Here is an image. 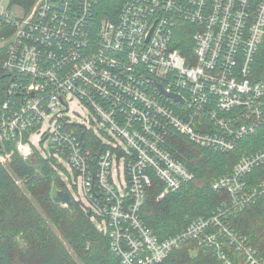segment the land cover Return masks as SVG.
I'll return each instance as SVG.
<instances>
[{
  "label": "built area",
  "instance_id": "built-area-1",
  "mask_svg": "<svg viewBox=\"0 0 264 264\" xmlns=\"http://www.w3.org/2000/svg\"><path fill=\"white\" fill-rule=\"evenodd\" d=\"M97 3L0 9V163L14 154L47 161L120 264H160L186 243L224 264H233L230 250L264 264L231 224L264 197V179L247 181L264 166V147L212 181L227 199L209 218L160 241L140 216L152 179L163 196L195 178L171 139L229 154L264 125V81L252 75L264 0H122L94 34L87 16ZM181 24L193 30L175 34Z\"/></svg>",
  "mask_w": 264,
  "mask_h": 264
},
{
  "label": "trees",
  "instance_id": "trees-1",
  "mask_svg": "<svg viewBox=\"0 0 264 264\" xmlns=\"http://www.w3.org/2000/svg\"><path fill=\"white\" fill-rule=\"evenodd\" d=\"M35 1L10 0V3L30 13ZM121 2L98 0L92 5L87 20L94 34L101 18H117ZM182 24L174 30L175 34L193 30V25ZM252 68L253 79L264 81V40ZM3 75L0 63V107L5 99ZM11 105L15 107L14 102ZM175 139L176 142H171L174 157L195 178L163 196L164 187L157 180L152 179L147 187L140 216L160 241L176 235L199 217L212 216L216 207L227 199L224 192L212 189V181L230 173L243 153L264 147V125L242 139L239 148L229 154L195 148L180 136L171 140ZM259 178L264 179V166L248 175L247 181L254 184ZM55 180L58 178L51 166L41 158L24 160L14 154L7 166L0 163V264H120L109 238L96 229L77 204L68 207L54 202V189L61 188ZM17 181L23 182L21 186ZM243 212L250 215H232L231 224L248 237L249 245L264 258V197ZM229 252L233 264L238 259L247 264L242 254ZM160 264L224 263L211 249L186 243Z\"/></svg>",
  "mask_w": 264,
  "mask_h": 264
},
{
  "label": "rangeland",
  "instance_id": "rangeland-1",
  "mask_svg": "<svg viewBox=\"0 0 264 264\" xmlns=\"http://www.w3.org/2000/svg\"><path fill=\"white\" fill-rule=\"evenodd\" d=\"M11 7V3H10V0H0V9H3V10H6L7 8H10ZM16 8H18V7H11L10 9L11 10H15ZM18 13V12H17ZM42 149H45V146L42 148ZM12 174V173H11ZM56 176H57V174H56ZM57 178H58V180H55V182H60V184H61V188L58 190V189H54V195H56V193L58 192V191H61V190H64L63 188H64V184L62 183V181L60 180V178L57 176ZM21 186V185H20ZM56 186V185H55ZM56 188V187H55ZM242 213V216H244V215H250V213L249 214H247V213H245V212H243V211H241V212H234L233 213V215H237V214H241ZM245 213V214H244ZM228 254H229V256H231L230 255V252H228ZM244 258V257H243ZM237 264H243V262H242V260L241 259H238L237 260Z\"/></svg>",
  "mask_w": 264,
  "mask_h": 264
},
{
  "label": "water",
  "instance_id": "water-1",
  "mask_svg": "<svg viewBox=\"0 0 264 264\" xmlns=\"http://www.w3.org/2000/svg\"><path fill=\"white\" fill-rule=\"evenodd\" d=\"M168 97H173L176 100H178V97H175L174 95H167ZM54 202L57 204L65 205V206H73L74 203L72 201V198L68 192L65 191H58L54 197ZM91 214L89 213L87 217H90Z\"/></svg>",
  "mask_w": 264,
  "mask_h": 264
},
{
  "label": "bare ground",
  "instance_id": "bare-ground-1",
  "mask_svg": "<svg viewBox=\"0 0 264 264\" xmlns=\"http://www.w3.org/2000/svg\"><path fill=\"white\" fill-rule=\"evenodd\" d=\"M11 7H12V6H11ZM11 7H10V8H11ZM10 8H9V9H10ZM14 8H15V7H14ZM33 159H34V158H33ZM21 183H23V182H21ZM68 207H69V206H68Z\"/></svg>",
  "mask_w": 264,
  "mask_h": 264
}]
</instances>
